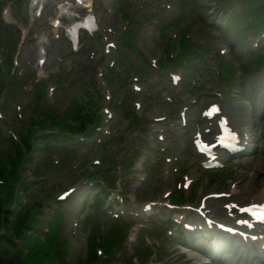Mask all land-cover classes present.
Instances as JSON below:
<instances>
[{
    "label": "rangeland",
    "instance_id": "rangeland-1",
    "mask_svg": "<svg viewBox=\"0 0 264 264\" xmlns=\"http://www.w3.org/2000/svg\"><path fill=\"white\" fill-rule=\"evenodd\" d=\"M19 1V0H18ZM199 1H203L204 3V10H202V7L198 4ZM178 4L183 8V16L185 17V22L190 23L191 27H194L189 32V36L193 35L194 33L200 32V37L207 39L209 35L216 37L217 42V36L218 34V28H215V26L208 24L209 21L214 20L218 15L213 13L211 9L209 10V7L212 6V0H176ZM22 7V4L20 2L19 6H15V10L18 11ZM144 9L149 10L151 8V4L149 0H146L144 3ZM49 16V13L42 17L41 20L37 21L35 26L31 28L30 34L27 38V41L23 43L20 46L19 51L15 54V56L18 57V67L15 68L16 72H18V76L21 77L19 71L23 70L24 73L22 75V83L21 86L18 89H15L16 83L13 81L10 85V87H14V90H11L10 94L7 96V103L6 106L2 109L3 117L0 121V125L3 126L0 128L3 131H7L9 128V124L6 123L2 124L5 121H12V124L15 129L19 130L22 127H27L30 125L29 119L34 115H40L41 106L35 104V97L38 95L35 87L33 85V79H29V74L27 72H31L34 74V71L36 67L34 66V62L36 59L35 56V48L33 45L34 38L33 34L39 35V34H46L48 35V22L47 17ZM208 21V22H206ZM234 30V29H232ZM2 35L4 36L3 45L7 47L9 43H11V36L9 35L8 29L5 27H2L1 30ZM226 37H228L229 41L232 43H236V37L232 35V31L229 33H224ZM49 37H51V34H49ZM50 46L51 49L48 50V63L44 65L45 67V74H47V77H44L46 79V84H53L55 86V93L53 95L54 100L59 99L63 101H67V97L69 98L73 94H78L79 90H81L78 85L84 81L83 74L88 70L89 65L88 63H92V60L90 58H87L86 54L84 52L76 53L74 56L73 54H70L68 52V45L66 42H64L63 39H50ZM161 47H151L150 51L153 55H157L160 53ZM242 53V51H240ZM214 57H217V53L215 52ZM241 58V61L245 60V66L247 67L244 72L242 73V76L245 77L244 80L246 82L244 83V90L241 87L237 88V97L241 98L242 92L245 90H248L251 88L253 89V85L255 83V80L253 79V75L249 67L251 66V61L248 60L247 55H243L238 57ZM3 59V58H2ZM85 60V63H83V60ZM208 68L211 67V63L208 61L204 62ZM15 67V66H14ZM71 67L70 71H67V69ZM210 71V69H209ZM198 76L199 82L204 83L205 85H211L212 78L205 77L206 74H196ZM205 77V78H203ZM72 79V81L69 82V85L63 84L62 82ZM253 79V80H252ZM78 89V90H77ZM148 101H154L153 96L149 93L148 95ZM255 101L259 104H263L264 108V89H261L260 92H253L252 96ZM212 98H206L205 103H208L212 101ZM49 102V101H48ZM60 103V104H61ZM16 106H20L21 109H16ZM146 109L149 113H153V108H150L149 106L145 105ZM63 107H59L56 111H54V115H57V113H61ZM144 109V110H146ZM18 113L21 114V118H19ZM146 115V114H145ZM80 121H82V118H79ZM262 127L264 129V121L261 123ZM175 128L179 129L178 125L175 126ZM101 137V135L99 136ZM94 141V140H92ZM127 142H130V138H126ZM93 143V142H92ZM260 152L254 154L252 157H249L248 163H246L243 166H232L231 169L229 166L226 167V170L228 173H230V176H224L225 177V183L223 182L224 178L219 179L218 176L215 177V184L210 185L209 183L206 185L205 191H202L201 194H204L205 192L214 191L216 189H229V184L232 182H238V185L235 187V189H238L241 193L236 194V196H244L246 195L249 197V195L253 194L256 190V188L260 189V186L263 185L262 181L264 180V138L260 140ZM54 145V144H51ZM0 149L3 150V154L6 155V157L11 156L13 153V146H9L8 143L3 139V136L0 137ZM45 151V152H44ZM42 151L40 157H36V153L34 156L36 159H34L33 163L34 165L38 166L36 174L41 175L42 177H39L37 180L38 182H41L40 184H37L35 186L36 191L34 192V195L38 196L40 194L46 195L49 193H52L53 195H58L62 190L67 189L68 187H71L75 184L76 178L79 176L76 174L77 171L81 170V172H78L79 174H82L83 171L90 172V168H92L93 165H91V160L93 156L95 155V151H91V144H80L73 148H68L67 146H53L52 148H47L46 150ZM56 154L54 156L53 154ZM50 156L52 158V161L61 159L64 165H60V163L55 165V163H49L48 170H44L43 164V158L45 155ZM82 158L80 159V157ZM193 154L191 151H187L184 153L185 160L192 159ZM43 165V166H42ZM103 165L106 166L107 164H100V168H103ZM187 165V164H186ZM81 168V169H80ZM98 167H95L96 169ZM79 169V170H78ZM254 172L253 176L249 175V172ZM189 174L191 176H194V178L199 179L198 172L196 169L189 170ZM76 176V177H75ZM206 175L201 178V182H206L207 179H210ZM213 177V175H211ZM228 179V181H227ZM253 180L252 182L250 180ZM44 180V181H43ZM127 180L123 181L121 183V186L125 190L124 192L127 193L129 191V186H125ZM78 184V183H77ZM81 184V183H80ZM39 185H42L40 187ZM145 187L142 188L141 193L144 192L143 196H147V198H158L161 199V193L163 190L167 189L169 185L167 183L162 184L159 188L158 185L154 183H145ZM86 185H81L80 187V195L78 196L76 193L74 195H71L70 197L64 199L62 202H60V207L56 206L54 200L50 201L48 204V208H44L42 212H44L42 218L49 219L50 216L52 217H61L62 216V230L56 231L54 227H51V230L49 231L51 235V240L54 243L55 247L59 246L58 251L60 253L55 254V263H59V257L62 255V244L60 243V238H66L68 240V244H70V257H71V263L75 262L80 256L86 255V247L84 248V243L86 246V238L90 234L92 230L98 229V232L102 234L103 232L106 234V230L108 229V226H112V221L108 219L106 216V211H104L100 206L98 208L96 198L93 194V192L96 191L95 186L93 188L89 189L88 191H83ZM134 187V186H133ZM136 188V187H135ZM120 188H115L114 191L120 190ZM231 189V188H230ZM94 190V191H93ZM153 190V191H152ZM199 188H194V198L192 200V203H197L198 198L200 197V194L197 192L199 191ZM204 190V189H203ZM232 190V189H231ZM251 190V191H249ZM249 191V192H248ZM140 195L142 196V194ZM88 196L87 205L83 206L85 202L83 200ZM234 196V198H236ZM41 204L38 207V210L42 208V204L45 202V200H40ZM106 204V202H105ZM211 205L215 207L219 204L216 202H211ZM83 206V207H82ZM81 215L82 218V225L80 227L82 232L83 240L81 243H79L78 239L76 238L75 233L73 232L75 229V226H73V220L75 217H79ZM111 229V228H109ZM60 238H59V233ZM101 237V238H100ZM97 237V240H105L106 236ZM36 238H32L31 241H36ZM39 244H36L37 246H42L44 244L43 241L40 239V235H38ZM205 242L201 239L197 238L195 240V245L201 246V248H204ZM233 248L237 249L236 242H233L232 244ZM199 252H206L204 250H198L196 252V255H200ZM133 252L130 246H128V243L125 244V247L121 248L118 252L117 256H122L123 259H129L127 257H132ZM26 253L19 252L16 253V257L18 258H26ZM142 258L146 259L144 256ZM236 257L234 254L230 255L229 257H219L217 261H212L209 264H264V257H260L257 255H243L238 259H235ZM173 262H170L169 264H189L184 263L182 260L177 259L176 257H172ZM208 263L209 260H206ZM47 260L41 259L39 261V264H46ZM149 264L150 260L148 261ZM82 264H85L84 261Z\"/></svg>",
    "mask_w": 264,
    "mask_h": 264
},
{
    "label": "trees",
    "instance_id": "trees-1",
    "mask_svg": "<svg viewBox=\"0 0 264 264\" xmlns=\"http://www.w3.org/2000/svg\"><path fill=\"white\" fill-rule=\"evenodd\" d=\"M22 141V145L26 146L27 149L31 148V144H30V138L29 136H22L21 138ZM16 148L15 151V155L14 157L10 160V165L12 166L11 168H7L4 164H2V162H0V179L3 178L6 175H11V170L13 169L14 164H18L19 161L22 159V152L20 149V146H18L17 144L14 145ZM18 177V174L15 173L14 176V180ZM25 183H21V189L24 188ZM5 187L10 188L8 190L7 195V200H10V198L13 197V185H6L3 187V185L0 184V191H2ZM12 189V191H11ZM10 202L6 201V199H1L0 197V211L7 205H9ZM5 205V206H4ZM20 205V204H18ZM39 206V204H38ZM25 208H22L19 213H15L17 214L16 216V220L12 223L11 226V230L8 231V229L6 230V232L4 233H0V251H2L4 254H9L12 252L13 248H17L15 241L13 240V236L14 237H19V238H23L25 241H29L26 238V235L23 234V229L27 228L28 225L30 224V221L32 220V208H29L28 210H24ZM22 211V212H21ZM8 213H12L11 211H7ZM6 213V212H4ZM6 213V215L8 214ZM4 223H9V219H8V215L4 218ZM2 224V220L0 218V227ZM47 245L51 248L48 252H46L44 247H36L33 248L31 247L29 249V253L27 254L26 258L22 257V258H15V257H9V259H7V261H4L2 258H0V264H27L29 263L31 260L33 261H38L41 260L42 258L44 259H52L54 258L53 254L56 253H60V251H58L59 246L54 245V243L52 242V240H49L47 242ZM18 252L20 253V249H18ZM90 254H92L93 256L95 254H93L92 249L90 250ZM60 258V257H59Z\"/></svg>",
    "mask_w": 264,
    "mask_h": 264
},
{
    "label": "bare ground",
    "instance_id": "bare-ground-1",
    "mask_svg": "<svg viewBox=\"0 0 264 264\" xmlns=\"http://www.w3.org/2000/svg\"><path fill=\"white\" fill-rule=\"evenodd\" d=\"M264 194V189L263 190H260V193H258L257 195H259V194Z\"/></svg>",
    "mask_w": 264,
    "mask_h": 264
},
{
    "label": "snow or ice",
    "instance_id": "snow-or-ice-1",
    "mask_svg": "<svg viewBox=\"0 0 264 264\" xmlns=\"http://www.w3.org/2000/svg\"><path fill=\"white\" fill-rule=\"evenodd\" d=\"M262 218H264V215H262Z\"/></svg>",
    "mask_w": 264,
    "mask_h": 264
}]
</instances>
